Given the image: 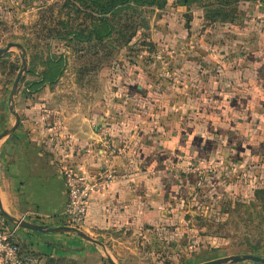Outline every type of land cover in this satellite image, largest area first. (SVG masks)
I'll list each match as a JSON object with an SVG mask.
<instances>
[{"label": "crops", "instance_id": "0c3cea01", "mask_svg": "<svg viewBox=\"0 0 264 264\" xmlns=\"http://www.w3.org/2000/svg\"><path fill=\"white\" fill-rule=\"evenodd\" d=\"M237 4L233 21H212L173 1L157 9L148 39L169 46L167 67L132 58L109 75L99 71L85 92H64L60 83L52 90L47 82L18 94L13 108L0 99L3 211L12 224L23 218L47 226L20 224L16 238L24 253L44 264H111L108 256L115 264H171L185 253L195 264L208 247L210 260L235 255L222 248L229 235L215 228L201 233L207 226L193 221L190 205L211 177L214 184L224 178L236 186L241 176L264 183V5ZM201 162L227 172L200 179L186 170L206 166ZM106 166L114 168L115 181L90 195L81 234L63 215L64 171L93 176ZM223 199L201 210L213 208V227L222 225ZM257 250L264 258V248Z\"/></svg>", "mask_w": 264, "mask_h": 264}, {"label": "rangeland", "instance_id": "374dc122", "mask_svg": "<svg viewBox=\"0 0 264 264\" xmlns=\"http://www.w3.org/2000/svg\"><path fill=\"white\" fill-rule=\"evenodd\" d=\"M168 1L179 4L178 0ZM107 3L109 0H0V48H5L8 43L13 42L22 44L26 50L23 54L18 46L13 45L8 51L0 54V99L8 98L11 103L13 86L23 66L26 70L21 75L14 103L18 94L30 95L37 91L34 82L41 79L52 58L62 59L64 63L59 78L50 84L52 90H56L55 86L60 83V90L64 92H85L93 87L92 77L102 69L109 75L110 68L121 66L133 60L132 58L153 60L149 55L156 48L171 50L169 46L155 44L148 39L147 31L153 16L155 13L157 17L161 14V10L157 9L162 8L157 4L126 6L122 10L104 15ZM216 5L214 0H200L190 6L181 7L186 9L192 6L195 13L203 11L206 18L210 19L208 17ZM183 17L188 18L184 14ZM103 20L110 22L112 30L109 35L100 39L94 34ZM198 22L197 30L203 27L202 20L198 19ZM199 167L207 173L227 172L224 166L212 165L209 162L206 166ZM203 181L205 184L200 185V190L196 192L197 195L190 205V208L196 209L193 221L201 218L207 226L201 233L212 235L215 228L218 233L229 235V242L222 247L225 252L242 255V252L250 251L253 254L258 248H264V189L261 188L264 183H256L241 176L235 179L236 186L231 182L227 186L231 187L229 189L232 192H225L226 188L220 191L214 187L218 183L226 182V179L222 178L215 184L212 177ZM234 189L237 191L234 192ZM226 194L229 196L226 197ZM222 198L226 204L223 215L220 216V223L218 222L222 225L213 227V208L208 212L201 210L203 206L213 207V204ZM189 213L187 210L183 217ZM190 234L193 235L194 232ZM248 239H253L254 243ZM200 256L201 259L198 258L199 255L195 258V264L202 259L204 262L209 261V258L213 257V247L202 248ZM189 260L185 253V259H171V264H191Z\"/></svg>", "mask_w": 264, "mask_h": 264}, {"label": "built area", "instance_id": "2783aa9c", "mask_svg": "<svg viewBox=\"0 0 264 264\" xmlns=\"http://www.w3.org/2000/svg\"><path fill=\"white\" fill-rule=\"evenodd\" d=\"M264 5V0H261ZM170 50L166 48H156L150 53V57L167 67L169 65ZM115 150L112 149L114 153ZM186 170L196 171L200 179L206 170L190 166ZM65 188L67 201L63 210L66 222L69 226L76 228L84 224L88 199L94 192L107 190L115 181V170L106 166L97 171L93 176L83 172L67 168L64 171ZM23 218L20 219V221ZM0 209V262L2 264H44L39 256L33 253H24L16 238V233L20 227V222L12 224Z\"/></svg>", "mask_w": 264, "mask_h": 264}, {"label": "trees", "instance_id": "16d2710c", "mask_svg": "<svg viewBox=\"0 0 264 264\" xmlns=\"http://www.w3.org/2000/svg\"><path fill=\"white\" fill-rule=\"evenodd\" d=\"M200 0H178L180 5L190 6L194 4V2H198ZM217 5L213 8V13L209 15L208 18L213 21V18H218L222 21H233L235 18V14L238 10V0H214ZM168 0H109V3L105 4V12L104 15L111 13L113 11H118L124 9L126 6L131 5H158V7L163 8L167 4ZM99 30H96L95 36L98 38H103L106 35H109L112 30V26L109 21L103 20L100 25H98ZM139 33V32H138ZM92 35V36H94ZM132 37L131 41L133 40ZM213 42V41H212ZM165 46V45H163ZM63 60L59 58H52L48 62V69L42 73V77L39 81L34 82L35 90L42 87L45 83H54L60 76L61 71L63 69ZM202 166L206 164V162L200 163ZM192 166L193 164H189ZM191 172V171H190ZM194 173V172H191ZM230 184V183H229ZM229 184L227 182L218 183L214 189L220 190L226 188V191H231L229 189ZM228 188V189H227ZM264 189V184L261 186ZM221 191V190H220ZM219 193V192H217ZM230 193V192H229ZM249 243V242H248Z\"/></svg>", "mask_w": 264, "mask_h": 264}, {"label": "water", "instance_id": "95a60500", "mask_svg": "<svg viewBox=\"0 0 264 264\" xmlns=\"http://www.w3.org/2000/svg\"><path fill=\"white\" fill-rule=\"evenodd\" d=\"M13 45L18 46L22 50V53L25 54L26 50L23 48L22 44L13 43V42L8 43V45L5 48H0V54L8 51L9 48L11 46H13ZM25 70H26V67L23 66V68L20 70V72H19V74H18V76H17V78L15 80V83H14V86H13L12 95L10 97L12 108L14 107V104H15L14 103V95L17 92L21 75H22L23 71H25ZM0 209H1L2 213L5 216H7L5 214V212L3 211V208H2V205H1V201H0ZM20 224L22 226L29 227V228H32V229H35V230H40V231L47 229V226L30 224V223L23 222V221H20ZM72 229L75 230V231L80 232L77 228L73 227ZM107 260L111 264H115V262L113 261V259L110 256L107 257ZM244 260H255V261H263L264 262V258L262 256H259V255H256V254H242V255L235 254V255H230V256H226V257H221V258H216V259H213V260H209V261L204 262L203 264H224V263H227V262H239V261H244Z\"/></svg>", "mask_w": 264, "mask_h": 264}]
</instances>
